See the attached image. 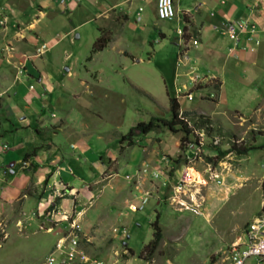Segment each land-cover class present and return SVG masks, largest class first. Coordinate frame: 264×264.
Masks as SVG:
<instances>
[{
  "label": "rangeland",
  "instance_id": "374dc122",
  "mask_svg": "<svg viewBox=\"0 0 264 264\" xmlns=\"http://www.w3.org/2000/svg\"><path fill=\"white\" fill-rule=\"evenodd\" d=\"M91 1L93 4L87 0L74 2L77 4L67 6V12L58 17L56 27L65 28L60 40L56 35L54 42L43 41L46 33L43 39L38 36L41 29H34L33 33L36 44L40 40V46H52L42 55L45 61L42 67L57 82L63 80L59 92V86L47 92L53 105L52 112L47 113L48 120H59L56 125L41 129L42 134L50 135L61 127L62 137H68L69 143L79 142L83 152L88 151L81 159L87 158L94 164L90 167L78 160L73 174L79 179L73 183L74 192L83 187L79 196L74 192L62 195L61 190H68L67 186L58 190L59 195L50 193L48 186L60 185L53 182L54 171L31 175L24 192L30 199H37L35 203L39 204L38 199L50 201L68 196L79 204L76 210L69 211L60 205L62 210L58 211L48 209L47 202L42 207L32 205V200L12 203L10 210L0 215V264H43L53 235L67 234L74 220L79 228L76 231L79 246L105 264H228V244L242 237L240 231L251 216L264 214V150L259 148L264 144V46L245 50L244 55L252 54L254 68L241 65L239 55L227 56L223 49L227 39L218 32L213 36H220L223 44L214 37L216 50L205 49L204 36L207 40L208 35L200 22L209 18L210 6L202 5L200 15L193 17L195 11L190 0H173L174 17L169 21L154 20V0H127L115 9L109 8L107 0ZM14 3L15 0H10V4ZM83 3L87 8L81 6ZM238 5L243 6V2ZM138 7L141 11L137 16ZM182 10L188 13L181 15ZM0 18H4L1 11ZM182 18L186 36L199 42V46L187 51L195 71L185 77L184 70L174 66L175 30L181 27ZM42 25L53 39L48 22L43 21ZM101 38H107V43L101 50H94ZM40 46H36L38 52ZM188 56L184 59H189ZM179 58L183 60L181 54ZM36 62L40 65L38 59ZM20 63L29 62L22 58ZM188 66L190 70V63ZM67 67L71 68L70 74L64 71ZM228 70L232 71L230 77ZM209 72L217 77L215 83L204 77ZM185 79L190 81L184 87ZM203 79L207 87L201 85ZM189 88L191 99L187 100L181 94ZM169 96L176 97L179 104L176 119L187 127L188 143L183 149L182 133L166 127L134 136L132 143L127 144V139L121 136L136 122L148 117L169 119ZM12 137H6L5 142H11ZM195 139L199 148L193 145ZM66 144L64 149L69 153ZM249 147L255 148L242 155L233 150ZM219 152L223 154L218 155ZM185 155L190 156L187 164L196 178L181 187L176 203L170 205L165 202L170 199L167 191L170 188L165 183L179 165L185 164ZM74 163L77 164L75 158ZM169 181L174 182L168 180L170 185ZM161 190L166 207L171 209L161 212L165 217L157 220L161 242L151 257L143 260L140 254L151 239L149 219L153 220L154 215L145 206L132 210L128 205L135 202L132 199L157 200ZM91 199H114L112 205L119 207L118 214L111 219L103 208L96 220L88 221ZM182 203L192 207L186 210ZM187 227L188 233L184 235ZM122 229L123 234L117 237ZM17 230L22 234L26 230L29 236L21 238ZM32 230L35 232L31 233ZM124 242L132 250V256L125 260L121 259L122 254L130 253L125 252Z\"/></svg>",
  "mask_w": 264,
  "mask_h": 264
},
{
  "label": "crops",
  "instance_id": "0c3cea01",
  "mask_svg": "<svg viewBox=\"0 0 264 264\" xmlns=\"http://www.w3.org/2000/svg\"><path fill=\"white\" fill-rule=\"evenodd\" d=\"M15 1L16 3L10 4V0H0V11L4 16L3 19L0 18L2 19L0 20V215H2L3 211L10 210V206L16 201L27 203L32 200V205L37 201V199H30V197L26 194V191L24 192V189L29 183L30 177L32 179V177L34 175L36 176L39 171L43 172V175L46 174V172L54 171L53 173L55 175L53 177H55V180L53 182L58 181L60 185L58 183H54L52 187L48 186V191H50V193L55 192L56 194H58L61 193L60 191L58 192V190H61L62 186H67L68 190H61L63 191L62 195H67L75 191L76 184L73 183V181L79 179L77 175L73 174V171H75V167L78 165V160L87 163L90 167L94 164V161L90 162L87 158H84L85 160L81 159L82 156H86L88 151L83 152L84 149H82V145L79 142L69 143V140L67 139L68 137H62V133H60L61 127H56L55 130H52V135H49L47 132H45V136L41 131V129L43 128L46 129L48 126L56 125L57 123L55 122H58L59 120V118L55 121L48 120L47 113L52 112L53 105H50L51 99L49 98L50 96L47 92L57 88L58 86L59 88L57 89V91L59 92L61 87L63 86V83L61 82L63 80L59 79L57 82L53 76L48 74L47 69H44L42 67L45 63L42 55L52 46H50L49 48H44L43 46H40L42 44V42L41 44H39L40 40L36 44L37 40L36 38H34L35 34L33 32L34 29H41L42 31L39 32L40 35L38 36H41L42 39L43 35L46 33V38L45 40H43L45 42H54V37L56 35L60 40L63 35L62 30L65 28L64 26L60 29L57 28L55 22H57V19L58 17H60V15L67 12L69 7L72 8L73 4H75L74 2H79L80 0ZM87 1H90L88 3H92L91 0ZM125 1L127 0H107L108 4L111 5L109 8L112 9L120 7L122 5L121 2ZM218 1H220V3ZM218 1L190 0V3H193V6H195V13L193 17L200 15L199 7H201L202 5H207L206 7L210 6V9H213L216 12L217 19H202V21L200 22L201 24H203L202 27L205 30V34L208 35L207 40L204 36L203 44H205L207 47L205 49H215V45L217 42L221 43V45L223 44L219 38L221 35L219 37L213 36V33L215 32L211 29V26L213 24L219 25L221 24V21H225L228 18H235L238 15L235 11H238V13L244 12V14H247V17H249V19H252L251 21H254L256 25L260 27L264 26V0ZM237 1L239 4L243 2V6L238 5ZM94 4H96L95 1ZM67 6L69 7L67 8ZM81 6L83 8H87L88 5L83 3L81 4ZM46 12L49 13L48 16H46ZM121 12L122 14L126 15V13L122 10ZM185 13H187V11H181V14ZM51 15L54 16L53 20L50 19ZM96 15L98 16V13ZM201 18L202 17H199V19ZM43 21H47L50 25V29L53 30V39H51L52 37L48 36V33L45 29L46 26L42 25ZM69 24H71L70 20ZM31 34L32 37H29ZM214 37H217V42L213 40ZM32 39H34L33 41L35 43L32 41ZM211 41L213 42V44ZM207 44L210 45L208 46ZM226 45L227 41L225 42V46ZM36 46H40L39 52L38 47ZM259 46L263 47L264 42L260 43ZM42 49L43 51L41 52ZM223 49H225V47H223ZM245 52L246 51H238L237 53L240 56V60H242L241 65L247 66L248 68H254V59H252L253 57H250V55L252 54H246V56L244 55ZM10 55L11 57H9ZM66 57L67 56L64 55V59ZM22 58H24V60L28 59V62L30 64H21L20 59ZM35 59H38L40 65H38L37 62L35 63ZM30 60L32 61V64ZM73 66H75L74 61H72L71 63V67ZM70 70L71 68L67 67L65 70V72L67 71L66 74H70ZM230 72L232 71H229L227 74V76L229 77L232 76ZM249 74H251V72ZM248 76L250 77V75ZM48 80L52 82V85H50ZM30 85H33L32 89L29 88ZM56 99L57 104L60 101V96L57 95ZM51 115L52 114H49V116ZM13 134H15V136ZM8 136H13L11 142H5L6 137ZM28 141L31 142V146H29V148L27 147ZM65 144L69 146V153H67V150L64 149ZM74 158L77 164L74 163ZM71 159H73V161ZM96 173L97 172H94V174ZM32 174L33 176H31ZM81 177L82 175L80 176V178ZM172 177H169L168 179L172 180ZM167 182L168 181H166V183ZM80 185L82 186V184ZM79 191H83V187H81L80 190H76V192H74L75 196L76 193L78 194V196L80 195ZM46 192L47 191L45 190L43 194H45ZM25 194L28 196V198ZM162 196L165 195L161 190L157 200L144 199L141 202L140 206L149 208L152 215H155V213H159L158 219H165V217L162 216L161 212L163 210L169 212L171 208L169 209V206L166 207L167 205L166 203H164ZM54 199H51L50 201H47L48 199H38L40 200L39 204L35 203L34 205H39L42 207V203L47 202L49 206ZM114 203V199H91V206L88 207V215L86 216V218H88V221H92L93 219L96 220V218L99 217V211L103 208H106L109 213L108 216L111 215L110 218L113 219V216L118 214L119 211V207H113L114 205L112 204ZM78 204L79 202H77L76 199H69L68 196H65L64 199L58 200L56 207L53 209L57 210L58 208V211L62 210L59 208V206L61 205V207L65 206V209L68 211L76 210V206ZM252 217L253 216L249 218V221ZM149 220L150 223L152 219ZM187 229L188 227L186 228L184 235L188 233ZM19 232L21 231L17 230V236L21 238H26V236H29L28 233H26L28 232L26 230L23 232V234ZM33 232L35 231L32 230L31 233ZM151 234L152 232L150 229V238ZM58 235H53V242L58 237ZM7 237L5 238L7 239ZM5 238H2L1 240ZM127 238L128 236L126 237V239ZM53 242L51 241V243H48L46 252L43 256V262ZM125 248V252L128 251L130 254H127L126 256L122 254L121 259L123 260L132 256V250L129 248L126 242ZM137 258L139 259V257ZM97 259L101 258L97 257ZM103 264L105 263L103 262Z\"/></svg>",
  "mask_w": 264,
  "mask_h": 264
},
{
  "label": "built area",
  "instance_id": "2783aa9c",
  "mask_svg": "<svg viewBox=\"0 0 264 264\" xmlns=\"http://www.w3.org/2000/svg\"><path fill=\"white\" fill-rule=\"evenodd\" d=\"M156 5L158 17L166 18L170 16L172 12L170 0H157ZM229 37H232V30H229ZM191 43L195 44V41L192 40ZM186 143L188 142L184 141L183 147ZM193 145L199 148L196 140H194ZM185 154L190 155L188 151ZM189 155L184 156L187 160L185 164L180 165L177 175L174 176V182L170 187V199L168 200L171 205L176 203L181 187L191 184L190 166L187 164L188 160H190ZM185 189L188 190L187 188ZM135 206L134 203L129 204L128 208H133L132 210H134ZM182 207L189 210L192 205L182 203ZM78 230L79 228L73 222L67 234H59L49 249L43 264H103L101 259L89 256L79 246V238L78 234H76ZM118 233L122 235L123 230ZM240 235L242 237L231 241L226 248L229 264H264V214L253 216L244 225Z\"/></svg>",
  "mask_w": 264,
  "mask_h": 264
},
{
  "label": "clouds",
  "instance_id": "9594fccd",
  "mask_svg": "<svg viewBox=\"0 0 264 264\" xmlns=\"http://www.w3.org/2000/svg\"><path fill=\"white\" fill-rule=\"evenodd\" d=\"M218 1V0H216ZM173 0H170L171 3V9L172 12L170 14V16L166 17V18H160L157 16V0H154V12H155V18L154 20L156 21H164V20H171L174 17V8H173ZM220 3V1H218ZM195 7V6H194ZM141 11V7L137 8V12L136 15L138 16V13ZM188 13V12H187ZM182 15V14H181ZM208 16L209 18H213V19H217L216 17V12L213 9H210L208 12ZM184 19L182 18V24L181 27L175 30V34H176V38L174 40V43L176 44L177 47V52L175 54V61H174V66L176 69L182 68V70H184V77L185 76H190L194 73L195 71V67L193 64V59H191L188 54L187 51L189 49L193 50L195 49L197 46H199V42L196 38H192V37H187L186 36V31L184 28ZM221 19V18H220ZM252 19H249V17H247V14L245 15H237L235 18H228L225 21H221V24H213L211 26V29L214 30V32H218V34H220L223 37H226V41H227V45L226 48L224 49V52L227 56L231 55L232 57L237 58V53L238 51H245V50H250L251 48L260 45V43L264 42V26L260 27L258 25H256L254 23V21H251ZM229 30H232V37H229ZM194 40L195 44H192L191 41ZM181 54L183 60H180L179 55ZM186 56L189 57V59H184ZM189 63H190V70H189ZM187 66V67H186ZM185 68V69H183ZM66 69H64L65 71ZM187 72V73H186ZM176 74V73H175ZM206 75H204V77L206 79H210V81L212 83L216 82V78L214 77L213 74L209 73H205ZM190 81V79H185L184 83V87L187 86L186 84H188ZM200 82H202L203 84H201L203 87H207L208 84L205 82V80H201ZM32 89L33 85H30ZM185 99L189 100L191 99V92H190V88L189 89H183V94H181ZM210 93L207 94V97H209ZM175 99L176 97L173 96ZM196 140V139H195ZM186 141V140H185ZM181 149H183V146H181ZM185 158V157H184ZM186 158H185V162H186ZM184 162V163H185ZM180 165L178 166L177 170L174 173V176L177 175L178 170H179ZM174 176H170L172 177V180H174ZM163 177V176H161ZM170 180V179H168ZM166 180V181H168ZM169 183H172L171 181H169ZM167 185V188H170L171 185L167 183H165ZM168 193L170 194V189L167 190ZM135 202H132L130 204H135L136 207H141V202L144 199H132ZM165 202H168V199H166ZM171 205V204H170ZM130 211V210H129ZM156 214V213H155ZM155 216V215H154ZM76 224V223H75ZM123 230V229H122ZM121 236L120 233H118L116 235ZM79 238V237H78ZM121 240V238L119 239ZM125 244V242H124ZM125 249V248H124ZM229 264V261H228Z\"/></svg>",
  "mask_w": 264,
  "mask_h": 264
},
{
  "label": "trees",
  "instance_id": "16d2710c",
  "mask_svg": "<svg viewBox=\"0 0 264 264\" xmlns=\"http://www.w3.org/2000/svg\"><path fill=\"white\" fill-rule=\"evenodd\" d=\"M107 38H101L96 41L95 44H97L93 49L94 50H101L105 44L107 43ZM168 113H169V119H162L157 117H148L145 121H138L133 126H131L127 132L121 136L123 139H127V144L132 143V138L137 135H144L145 133L155 129V128H161L166 127L169 130H172L174 132L180 131L182 133L180 140H185L186 136L188 134L186 125L180 121L177 120V111L179 109V104L177 100L173 96L168 97ZM255 147H249L248 149H237L234 148L233 150L237 155L245 154L248 150L254 149ZM260 149L264 150V144L259 147ZM222 152H219L218 155H222ZM264 184V179H263ZM59 199L55 198L53 202L47 207L48 209H53L56 207V204ZM158 214L156 213L154 216V219L151 220L150 226H151V239L145 244L146 246L143 247L142 254H140L141 257H143V260L148 259V257H151L154 250L157 248V246L161 242V233L160 229L158 227Z\"/></svg>",
  "mask_w": 264,
  "mask_h": 264
},
{
  "label": "bare ground",
  "instance_id": "6f19581e",
  "mask_svg": "<svg viewBox=\"0 0 264 264\" xmlns=\"http://www.w3.org/2000/svg\"><path fill=\"white\" fill-rule=\"evenodd\" d=\"M189 171H190V175H191V177H192V178H196V177H195V172H194V170H193L192 168H190Z\"/></svg>",
  "mask_w": 264,
  "mask_h": 264
}]
</instances>
